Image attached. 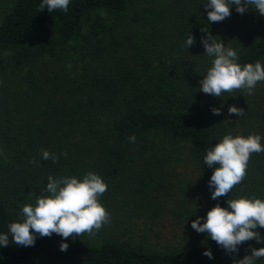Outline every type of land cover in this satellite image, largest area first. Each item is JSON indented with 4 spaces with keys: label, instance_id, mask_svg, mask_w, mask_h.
<instances>
[{
    "label": "trees",
    "instance_id": "obj_1",
    "mask_svg": "<svg viewBox=\"0 0 264 264\" xmlns=\"http://www.w3.org/2000/svg\"><path fill=\"white\" fill-rule=\"evenodd\" d=\"M41 2L14 0L0 21V234L21 218L25 204H35L50 175L99 174L108 186L100 201L111 221L94 236L69 237L67 251L55 233L37 235L28 247L12 243L9 233L0 264H234L264 247L253 239L238 253L226 252L187 223L184 203L193 188L167 191L168 174L182 164L204 183L207 210L227 207V199H264V152L250 156L244 180L217 200L209 187L214 169L204 162L231 126L245 137L259 134L264 146V81L252 95L199 90L213 59L202 37L211 32L222 39L241 66L264 64V15L251 6L240 14L233 5L230 17L209 23L207 0H70L66 13L40 11ZM191 33L196 42L188 48ZM232 105L244 114L229 115ZM43 150L67 156L53 163ZM134 218L159 226L167 218L182 230L172 231L175 237L164 227L156 231L164 247L158 249L133 235ZM256 231L264 236V228ZM172 238L183 246L168 243ZM209 248L212 259L203 255Z\"/></svg>",
    "mask_w": 264,
    "mask_h": 264
},
{
    "label": "clouds",
    "instance_id": "obj_2",
    "mask_svg": "<svg viewBox=\"0 0 264 264\" xmlns=\"http://www.w3.org/2000/svg\"><path fill=\"white\" fill-rule=\"evenodd\" d=\"M69 4L70 0H42L39 9L66 13ZM233 5L240 14L251 6L258 14L264 15V0H207L205 7L210 9L207 13L208 22H221L230 17ZM207 31V26L201 28V32ZM215 37L208 32L201 40L205 53L213 59L211 67L200 81L199 90L216 97L236 90H245L247 95H252L257 83L264 81V64L256 61L241 66L237 51L226 47L222 39L218 41ZM195 42L191 33L186 46L190 48ZM212 112L220 115L221 109L214 107ZM228 112L229 115L242 116L245 111L232 105ZM261 139L255 133L247 137L230 133L207 150L204 162L214 169L209 181V187L214 188L211 193L213 200L227 196L235 186L241 184L247 174L250 156L264 152ZM135 140L134 134L129 137V142L134 143ZM60 155L67 156V152L58 155L48 150L42 151V158L51 159L53 163L58 162ZM31 163L38 166L35 157ZM47 179L46 189L36 197L35 204H25L21 209V218L8 225V233L0 234V247L9 245V233L12 243L25 247L34 246L37 235L50 237L55 233L63 238L60 250L67 251L69 244L66 241L69 237H81L85 233L94 236L105 224L110 223V213L100 201L108 186L99 174L87 171L82 179L76 176L54 178L51 175ZM201 220L204 222L201 223ZM191 226L198 233L206 232L226 252L238 253L239 246L249 240L264 242V236L256 231L258 227L264 228V199H227V207L217 203L208 211L206 218L198 217ZM203 255L213 258L210 248ZM260 258H264V247L252 248L249 255L234 264H255Z\"/></svg>",
    "mask_w": 264,
    "mask_h": 264
},
{
    "label": "rangeland",
    "instance_id": "obj_3",
    "mask_svg": "<svg viewBox=\"0 0 264 264\" xmlns=\"http://www.w3.org/2000/svg\"><path fill=\"white\" fill-rule=\"evenodd\" d=\"M14 4V0H0V21L2 19V16L8 12L12 6ZM74 64V61L69 62L68 66L72 67V65ZM232 124H230L231 126ZM231 134L233 136L236 135H241L242 134V129L237 127H233L231 126ZM177 169V170H176ZM175 171H173L172 173L168 174V181L170 182V184L167 186V191H169V193L172 195L173 193L176 192H180L183 193L184 191H188L189 188H193L191 189V193L188 194L189 199L186 200V203H184V207L188 208L187 210H190L189 213V219H187V223L190 220V227L192 228V221L197 219L198 217H207V213L209 210H207L208 208H206V195H205V186L204 183L202 182L200 176L196 175V172L193 171V167L191 165H189L188 167H184V165L179 164L176 167ZM190 181V183H189ZM184 187V188H183ZM186 189V190H184ZM186 213V212H185ZM164 220H166L168 225L165 226H159L158 225V220H147L144 218H134V232L133 235L138 239L139 242L145 243L148 246L151 247H155L158 249H163L164 247L162 246V242L157 240V234H155L156 231H160V230H164L161 228H166L164 230V232H166V234H170L171 237H175L174 233L177 232H181L179 230H182V225L177 224L169 221V219L165 218ZM204 220H201V223H203ZM189 227V228H190ZM194 230V229H193ZM174 233H173V232ZM179 231V232H178ZM196 231V230H194ZM197 232V231H196ZM169 236V237H170ZM157 244H155V242ZM168 243L171 244H177L178 247H182L183 245H179L184 243L182 241V243H176V238H172L171 241H169ZM186 246V245H185ZM43 262V264H47V262L45 260H40V262H38L37 264H41Z\"/></svg>",
    "mask_w": 264,
    "mask_h": 264
}]
</instances>
